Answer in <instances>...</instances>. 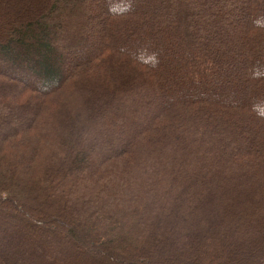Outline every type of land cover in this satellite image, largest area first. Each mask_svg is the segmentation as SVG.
I'll use <instances>...</instances> for the list:
<instances>
[{
  "label": "trees",
  "instance_id": "obj_1",
  "mask_svg": "<svg viewBox=\"0 0 264 264\" xmlns=\"http://www.w3.org/2000/svg\"><path fill=\"white\" fill-rule=\"evenodd\" d=\"M0 264H264V0H0Z\"/></svg>",
  "mask_w": 264,
  "mask_h": 264
}]
</instances>
